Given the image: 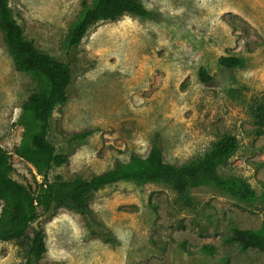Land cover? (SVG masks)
<instances>
[{
	"label": "rangeland",
	"instance_id": "1",
	"mask_svg": "<svg viewBox=\"0 0 264 264\" xmlns=\"http://www.w3.org/2000/svg\"><path fill=\"white\" fill-rule=\"evenodd\" d=\"M83 1L93 0H8L25 37L71 67L69 99L54 110L47 136L67 161L54 165L49 179L87 178L132 152L144 157L156 134L173 164L201 157L229 134L238 147L217 172L247 181L256 196L240 200L203 184L189 188L188 205L162 182L121 180L91 194L89 214L41 213L33 223L45 235L39 262L264 264V250L223 242L234 227L264 222V130L253 117L264 107V0H141L149 16L99 21L69 47ZM221 55L244 63L224 68ZM200 66L210 81L200 80ZM36 89L31 75L14 68L0 30V146L11 177L32 187L38 175L16 149L22 105ZM23 259L19 241L0 240V264Z\"/></svg>",
	"mask_w": 264,
	"mask_h": 264
},
{
	"label": "trees",
	"instance_id": "2",
	"mask_svg": "<svg viewBox=\"0 0 264 264\" xmlns=\"http://www.w3.org/2000/svg\"><path fill=\"white\" fill-rule=\"evenodd\" d=\"M82 6L81 14L67 36L69 47H76L87 30L99 21L114 20L126 13L142 17L150 15L141 0H93L91 4L83 1ZM0 30L14 68L31 75L37 83V89L22 105L19 121L24 125V136L16 149L39 176L33 187L11 177L13 167L9 154L0 146V240L20 242L24 259L18 264H43L39 261L46 251L44 231L33 226L41 213L66 208L89 214L91 194L121 180L139 184L162 182L175 190L188 205L192 201L188 195L189 188L203 184H214L240 200L255 198V191L247 181L224 177L217 172V168L238 147L236 136L229 134L215 141L201 157L182 164H173L164 159L159 135L156 134L144 157L132 152L127 161H118L111 168L87 178L64 180L57 176L49 179L50 169L67 161V156L57 152L47 136L54 110L69 99L71 67L68 62L39 50L25 37L8 0H0ZM218 63L224 68L233 69L243 65L244 61L239 56L221 55ZM198 77L202 82L211 80L203 66L198 68ZM253 117L258 132H263L264 107H257ZM89 133L90 130H85L77 135L86 136ZM223 242H237L243 248L264 250V222L256 229L234 227Z\"/></svg>",
	"mask_w": 264,
	"mask_h": 264
},
{
	"label": "built area",
	"instance_id": "3",
	"mask_svg": "<svg viewBox=\"0 0 264 264\" xmlns=\"http://www.w3.org/2000/svg\"><path fill=\"white\" fill-rule=\"evenodd\" d=\"M38 178H39V176H38Z\"/></svg>",
	"mask_w": 264,
	"mask_h": 264
}]
</instances>
